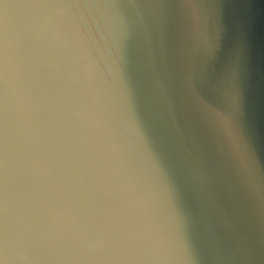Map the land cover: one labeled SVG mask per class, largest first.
I'll use <instances>...</instances> for the list:
<instances>
[{
  "label": "clouds",
  "instance_id": "obj_1",
  "mask_svg": "<svg viewBox=\"0 0 264 264\" xmlns=\"http://www.w3.org/2000/svg\"><path fill=\"white\" fill-rule=\"evenodd\" d=\"M264 0H0V264H264Z\"/></svg>",
  "mask_w": 264,
  "mask_h": 264
},
{
  "label": "flooded vegetation",
  "instance_id": "obj_2",
  "mask_svg": "<svg viewBox=\"0 0 264 264\" xmlns=\"http://www.w3.org/2000/svg\"><path fill=\"white\" fill-rule=\"evenodd\" d=\"M262 14H264V5L261 6Z\"/></svg>",
  "mask_w": 264,
  "mask_h": 264
}]
</instances>
